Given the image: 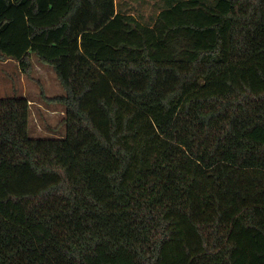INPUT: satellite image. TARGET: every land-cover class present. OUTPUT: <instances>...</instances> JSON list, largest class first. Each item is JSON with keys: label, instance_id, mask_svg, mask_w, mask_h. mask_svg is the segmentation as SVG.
<instances>
[{"label": "trees", "instance_id": "16d2710c", "mask_svg": "<svg viewBox=\"0 0 264 264\" xmlns=\"http://www.w3.org/2000/svg\"><path fill=\"white\" fill-rule=\"evenodd\" d=\"M33 58L65 131L0 98V264H264V0H0Z\"/></svg>", "mask_w": 264, "mask_h": 264}, {"label": "rangeland", "instance_id": "374dc122", "mask_svg": "<svg viewBox=\"0 0 264 264\" xmlns=\"http://www.w3.org/2000/svg\"><path fill=\"white\" fill-rule=\"evenodd\" d=\"M156 5L157 11L161 3ZM156 11L153 13L156 14ZM143 14L147 18L150 12L144 11ZM61 94L63 91L54 72L36 59L32 60L29 76L22 75L14 62L0 61V98L14 95L27 97L30 101L29 135L32 138H53L64 134L63 109L48 101Z\"/></svg>", "mask_w": 264, "mask_h": 264}, {"label": "crops", "instance_id": "0c3cea01", "mask_svg": "<svg viewBox=\"0 0 264 264\" xmlns=\"http://www.w3.org/2000/svg\"><path fill=\"white\" fill-rule=\"evenodd\" d=\"M115 1L116 4H118L117 0ZM164 1L167 0H119V4L123 12H128L131 15L136 16L137 14H140L144 16L143 12L147 11L148 13L150 12L149 16H153L158 14L160 8H162V4ZM158 2L161 3V6H159L156 11L155 7H157L156 4ZM154 10L156 11V14L153 13Z\"/></svg>", "mask_w": 264, "mask_h": 264}]
</instances>
